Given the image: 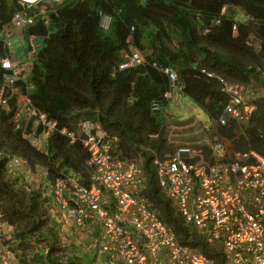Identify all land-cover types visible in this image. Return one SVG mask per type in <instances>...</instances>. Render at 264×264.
Returning a JSON list of instances; mask_svg holds the SVG:
<instances>
[{
    "label": "trees",
    "instance_id": "trees-1",
    "mask_svg": "<svg viewBox=\"0 0 264 264\" xmlns=\"http://www.w3.org/2000/svg\"><path fill=\"white\" fill-rule=\"evenodd\" d=\"M0 1L1 26L10 25L18 0ZM49 16L48 25L40 19L25 30L41 39L37 54L26 78L17 82L20 92L7 107L0 105V222L11 230L5 246L13 261L76 263L53 214L59 206L52 184L72 177L91 185L93 168L82 139L72 143L61 133L89 120L118 139L119 158H143L142 195L178 240L227 264L221 248L204 240L159 184L154 160L172 152L163 116L170 102L164 94L171 89L165 70L177 72L181 93L208 114L213 140L226 138L234 152L264 155V0H64ZM133 51L142 52L145 62L121 70L124 54ZM8 56L13 54L0 41V87L9 72L1 60ZM227 87H239L245 103L254 107L241 125L220 123L232 99ZM27 97L58 123L44 150L16 128ZM157 99L162 108L153 112ZM203 151L214 160L209 147ZM39 168L44 188L27 179Z\"/></svg>",
    "mask_w": 264,
    "mask_h": 264
},
{
    "label": "built area",
    "instance_id": "built-area-1",
    "mask_svg": "<svg viewBox=\"0 0 264 264\" xmlns=\"http://www.w3.org/2000/svg\"><path fill=\"white\" fill-rule=\"evenodd\" d=\"M63 1L18 0L19 9L10 25L0 23V41L10 46L11 39L5 37L9 27L23 31L40 19L48 25L50 11L55 12ZM108 24L109 19L104 18L103 26L107 28ZM36 54L35 36H30L24 63L13 56L1 60L9 71L0 87L1 106L7 107L11 96L20 92L17 82L26 78L22 64H32ZM144 62L142 52H127L120 69ZM165 73L171 80V89L163 99L172 101L181 93L178 74L169 68ZM227 91L232 99L220 123L241 125L250 118L254 107L245 103L239 87H227ZM162 104V100H154L152 111L159 112ZM16 125L30 145L42 150L58 129L57 121L40 111L29 97L17 113ZM61 133L72 143L82 139L93 168L90 186L72 177L52 184L66 223L82 231L93 229L86 239L87 253L93 260L75 264H217L198 247L181 243L173 228L159 218L149 199L142 195V157L119 158L118 139L107 136L99 123L89 120L81 121L75 131L63 128ZM204 146L212 150L213 161L206 159ZM228 152L225 143L208 137L199 148L181 145L154 160L159 184L204 240L221 248L227 264H264V155L236 152L228 159ZM0 264H14L13 253L2 245Z\"/></svg>",
    "mask_w": 264,
    "mask_h": 264
},
{
    "label": "rangeland",
    "instance_id": "rangeland-1",
    "mask_svg": "<svg viewBox=\"0 0 264 264\" xmlns=\"http://www.w3.org/2000/svg\"><path fill=\"white\" fill-rule=\"evenodd\" d=\"M7 31L9 34L5 35V37L11 39V44L9 46L11 53L13 54L14 57H19V59L24 58V56L27 55L30 38L27 36L25 38V36L23 35L21 36V34L19 33L16 34L15 30H13L11 27H9ZM242 95H244V98L247 99V95L245 93H243ZM181 109H183L182 111L184 112L183 117L181 116V117H175V119H171L173 123H176L178 125L192 124L193 131H195L196 135H198L200 138H207V137L211 138L210 136L211 133H209V131L213 126L212 120L210 119V117L204 111L203 108H201L195 102L187 99L185 105L181 107ZM166 130L170 134V135L168 134L169 138H171V140L174 141L173 134H176L177 129L167 128ZM214 140L223 141V143L225 142V144L229 148V152L227 155L228 159L234 156L236 152H234L230 141H226L221 138L218 139L215 138ZM176 148H172V150ZM27 179L29 183L33 185L40 186L43 188L45 187L46 178L43 175L42 168H39L35 173L32 172L30 178ZM58 211L59 208L58 210L55 209V211H53V214L55 215L56 218H58L61 224L60 230L62 234V239L64 242V246L67 248L69 257L75 261L79 260L78 262H84L87 259H90L92 261L93 258H90L91 255L87 253L86 239L88 238V236L92 234L93 229L89 228L85 231H80L77 228H75L71 223H64L65 221L63 220V214L61 213V211H59L58 213ZM59 214L60 217H58ZM10 235H12L10 229L0 222V245L6 247L5 246L7 241L6 238L10 237ZM67 256H65V258ZM14 261L16 264H19L17 259L14 258Z\"/></svg>",
    "mask_w": 264,
    "mask_h": 264
},
{
    "label": "crops",
    "instance_id": "crops-1",
    "mask_svg": "<svg viewBox=\"0 0 264 264\" xmlns=\"http://www.w3.org/2000/svg\"><path fill=\"white\" fill-rule=\"evenodd\" d=\"M18 33L21 34V36L22 35L25 36V38L27 36L25 31H21ZM40 41H41V39L36 38V42L38 44ZM16 59L20 62H23V63H24V61H26L25 56H24V58H21V59H19V57H16ZM22 65L25 67L27 74H28L29 73L28 70L30 68V65L29 64H22ZM187 99L192 101L189 97L180 93L177 95L176 98H174V100L170 101L168 103V105H166V107H164V109H163V116L167 121V128H176L177 129L176 134H173L174 135L173 136L174 141H172L171 138H169V143L171 145V148H176V147L178 148L181 145L199 148V147H202V142L205 139V138H200L198 135H196V132L193 131L192 124L178 125V124L173 123L171 121V119H175V117H181V116L183 117L184 112L182 111L183 109H181V107H183L185 105ZM167 133L169 134V132H167ZM215 138L218 139L219 137L218 138L215 137ZM221 139L229 141L226 138H221ZM221 142H223V141H221Z\"/></svg>",
    "mask_w": 264,
    "mask_h": 264
},
{
    "label": "clouds",
    "instance_id": "clouds-1",
    "mask_svg": "<svg viewBox=\"0 0 264 264\" xmlns=\"http://www.w3.org/2000/svg\"><path fill=\"white\" fill-rule=\"evenodd\" d=\"M26 29H24L23 31H25ZM16 32V31H15ZM19 32H21V31H19ZM16 33H18V32H16ZM14 35V34H13ZM29 38H30V36H28ZM36 36H35V41H36ZM36 44H37V42H36ZM14 57V56H13ZM16 58V57H15ZM30 65V64H29ZM25 75H27V71L25 72Z\"/></svg>",
    "mask_w": 264,
    "mask_h": 264
}]
</instances>
